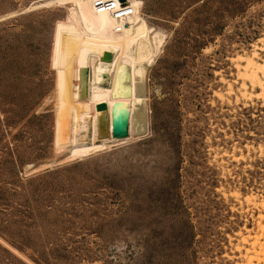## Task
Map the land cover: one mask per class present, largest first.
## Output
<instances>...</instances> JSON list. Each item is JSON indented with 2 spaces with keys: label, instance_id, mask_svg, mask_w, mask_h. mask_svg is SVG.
Wrapping results in <instances>:
<instances>
[{
  "label": "rangeland",
  "instance_id": "1",
  "mask_svg": "<svg viewBox=\"0 0 264 264\" xmlns=\"http://www.w3.org/2000/svg\"><path fill=\"white\" fill-rule=\"evenodd\" d=\"M132 1L117 36L94 0H0V264L243 261L264 106L238 94L235 58L264 43V0ZM117 102L129 116L114 136ZM140 103L147 130L128 134Z\"/></svg>",
  "mask_w": 264,
  "mask_h": 264
},
{
  "label": "bare ground",
  "instance_id": "2",
  "mask_svg": "<svg viewBox=\"0 0 264 264\" xmlns=\"http://www.w3.org/2000/svg\"><path fill=\"white\" fill-rule=\"evenodd\" d=\"M131 3V9L127 11L126 14H122L121 17H116L114 15V12L110 8H103L102 10L97 9V5L95 4V0L92 5L91 12L94 15H100V14H106L110 17V30L113 34L117 36L124 35L126 31H128L131 20L133 16L139 13L141 11V7L138 8L139 4L134 3L132 0H129ZM140 1V0H139ZM142 2V1H141ZM138 12V13H137ZM123 21V23H122ZM119 25V28L116 29V27ZM141 49V48H140ZM139 49V50H140ZM260 51L264 52V43L261 44V46H254V48L251 50V52H246L243 54L238 55V57L235 58V67L238 74V86H237V92L240 96L243 98H251L252 96L259 97L262 102V106H264V56H261ZM146 53L145 48L138 51L136 49V55L141 56ZM234 60V59H233ZM111 68V62L109 60H98L96 63V70H97V76L100 79V81H106L109 78V70ZM229 93L233 91L232 84H229L228 87ZM106 93L103 91H100L97 93L99 97H105ZM131 89L130 87H127L124 90L116 89L113 93V96L115 98L125 96L130 97L131 96ZM139 96H144V87H141L138 89ZM221 95V94H220ZM238 96V95H237ZM238 97H236L237 99ZM238 101V99H237ZM253 101V100H252ZM246 102L244 101V104ZM253 103V102H252ZM243 104V105H244ZM248 104V102H247ZM118 105V106H117ZM116 113L120 111L121 109L127 110V116H129V104L127 102H117L115 104ZM137 121L133 124V128L129 129L128 134L132 133L134 135L144 133L147 130V122L146 120L140 121L144 119V111H143V105H139L137 110ZM128 118V117H127ZM236 149V146L234 145V150ZM232 160L240 162L245 160L244 152L239 151V153H233L232 155H229ZM233 197L237 199L239 195L237 193L233 194ZM245 205L251 206L257 211H259L257 216V232L251 233L250 230H248L247 234L240 233L241 237V243L243 245H246L247 247H243L241 245H237V250L240 248H243L245 252H240L242 256V262L240 264H264V197L260 196V198L253 194L249 193L244 197ZM243 203L241 204V208H244Z\"/></svg>",
  "mask_w": 264,
  "mask_h": 264
},
{
  "label": "water",
  "instance_id": "3",
  "mask_svg": "<svg viewBox=\"0 0 264 264\" xmlns=\"http://www.w3.org/2000/svg\"><path fill=\"white\" fill-rule=\"evenodd\" d=\"M88 70L89 68L87 66H84L81 68V75L84 80L83 83V94H86L88 91ZM118 106V105H117ZM117 106L113 107V114H112V134L114 136L123 135L126 132L125 125L127 123V110L121 109L116 113L114 111ZM100 133L106 134L107 133V126H106V118H103L100 122Z\"/></svg>",
  "mask_w": 264,
  "mask_h": 264
},
{
  "label": "built area",
  "instance_id": "4",
  "mask_svg": "<svg viewBox=\"0 0 264 264\" xmlns=\"http://www.w3.org/2000/svg\"><path fill=\"white\" fill-rule=\"evenodd\" d=\"M98 10L110 8L116 17H121L122 14H126L131 9V3L129 0H95ZM123 23V21H122ZM119 28V25L116 29Z\"/></svg>",
  "mask_w": 264,
  "mask_h": 264
}]
</instances>
